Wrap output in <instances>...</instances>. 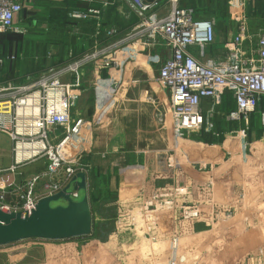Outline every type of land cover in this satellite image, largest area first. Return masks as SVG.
Here are the masks:
<instances>
[{"label":"crops","instance_id":"crops-1","mask_svg":"<svg viewBox=\"0 0 264 264\" xmlns=\"http://www.w3.org/2000/svg\"><path fill=\"white\" fill-rule=\"evenodd\" d=\"M21 3L22 10L14 23L22 31L0 35V82L22 83L27 74L37 78L50 68L64 72L68 65L78 63L77 70L64 73L62 79L71 84L75 99L71 119L88 133L85 151L78 160L86 175L92 229L90 235L64 240L24 239L31 242L21 251V263L17 262V251L9 248L13 243L0 245V264L53 260L56 264H161L172 248L177 251L178 264H264V175L248 185L252 195L250 217L262 225L261 230L246 236L241 229L231 227L241 216L233 168L222 163L204 171L192 163L208 156L227 159L229 152L237 151L230 132L243 123H232L227 118L235 107L231 92L224 91L221 103L213 109L208 98L202 99L196 121L203 123L200 136L184 138L177 154L180 164L169 167L166 158L171 154V143L165 127L170 122L172 93L156 81L167 47H143L128 41L118 52L119 67L110 69L102 65L100 58L86 56L125 37L136 23V15L125 20L114 6H109L98 28L95 20H78L69 15L73 9L85 8L86 0ZM110 27L118 28V32L104 38L103 28ZM55 29L58 50L56 58L52 55L51 59L47 51ZM236 29V19L225 20L222 33L215 30L214 43L206 47V58L223 57ZM81 37L87 43L77 44ZM192 51L197 53L195 48ZM259 106L264 109V96ZM220 108L225 113L211 126L210 117ZM4 122L9 124L6 118ZM0 137L5 143L0 182L23 184L30 174L44 170L43 159L7 170L12 162V143L5 133L1 132ZM248 139L255 142L250 162L258 163V142L264 140V124L256 112L250 114ZM207 174L212 176L211 185ZM175 186L188 189L178 197L177 207L164 214L149 235L139 232L129 222L128 212L156 191ZM183 207H193L196 214L186 215ZM227 212L232 222L218 226Z\"/></svg>","mask_w":264,"mask_h":264},{"label":"built area","instance_id":"built-area-1","mask_svg":"<svg viewBox=\"0 0 264 264\" xmlns=\"http://www.w3.org/2000/svg\"><path fill=\"white\" fill-rule=\"evenodd\" d=\"M251 1L241 0L236 33L228 52L221 58H206L205 53L206 47L214 43L215 21L197 18L195 9L181 4V0H86L85 8L69 13L73 19L97 21L98 28L109 6H114L125 20L134 15L138 18L125 37L86 56L100 58L104 67H119L118 52L128 41L143 47L160 44L167 47L168 54L158 68L156 81L172 93L170 122L165 127L171 143V154L166 158L169 167L180 164L177 154L181 141L199 118L202 99L208 98L213 109L221 103L224 91L231 92L235 107L227 118L232 123H243L241 128L230 132L237 151L229 152L227 159L208 156L192 163L204 171L222 163L233 168L241 216L231 227L241 229L246 236L261 230L262 225L250 217L248 204L252 202V195L248 185L252 179L264 175V140L257 146L261 160L253 163L250 159L255 142L248 139L250 114L264 96V28L250 29L246 10ZM21 10V0H0V35L22 31L14 23ZM103 32L104 38L112 37L118 28H103ZM2 62L0 53V67ZM77 68L78 63L74 62L64 72L50 68L37 78L27 76L23 83L0 82V133L7 134L12 143V162L6 169L14 171L19 165L36 159L45 161L44 170L30 174L23 184L0 182L1 210L29 214L41 197L60 191L75 173L84 171L78 158L85 151L88 133L82 132L80 125L71 119L70 109L75 99L71 84L61 78ZM260 117L264 124V110ZM207 179L211 185V174H207ZM187 192L185 186L156 191L143 203L135 205L128 219L147 236L164 214L177 207L178 197ZM182 209L188 216L196 214L193 207ZM230 214L225 213L226 217L217 222L218 226L225 227L232 222ZM178 262L177 251L172 248L161 264Z\"/></svg>","mask_w":264,"mask_h":264},{"label":"water","instance_id":"water-1","mask_svg":"<svg viewBox=\"0 0 264 264\" xmlns=\"http://www.w3.org/2000/svg\"><path fill=\"white\" fill-rule=\"evenodd\" d=\"M91 229L84 171L75 173L60 191L41 197L29 214L0 209V245L32 238L64 240L87 236Z\"/></svg>","mask_w":264,"mask_h":264},{"label":"rangeland","instance_id":"rangeland-1","mask_svg":"<svg viewBox=\"0 0 264 264\" xmlns=\"http://www.w3.org/2000/svg\"><path fill=\"white\" fill-rule=\"evenodd\" d=\"M185 1H189L192 4H194L196 17H200V18L203 17V19H213L215 21L214 33L215 30L217 29H220V33H222L224 21L235 20L242 10L241 0H184L183 2ZM246 13L251 31L256 30L258 28H264V0H252L247 7ZM72 32H74L73 29ZM52 33L54 38L50 41L49 49L47 51V53H49L47 54V56L51 55L50 56L51 59L53 57L52 55H54V57L56 58L57 50H58L56 29ZM79 43L83 45L87 43V39L81 37L80 40L77 41V44ZM27 76L35 78L34 74H27L24 76L23 82L26 80ZM15 84H19V83H15ZM263 110L264 109H262L260 106L259 107L256 106L254 107L252 113L256 112L260 115V112ZM224 113L225 112L221 108L218 109L217 112L213 113L212 116L210 117V125L214 126L215 120L219 122L220 121L219 118L220 117L222 118ZM202 124L203 123L201 122V120H198V123L190 127L185 139L189 140V139H193L196 135L200 136L199 131L202 129ZM4 149H5V143L4 141H2V137H0V159H2L3 161L5 158V154L3 151ZM248 205H249V209H251L252 202H250ZM30 242L31 241H27V240L18 241L9 246V248L13 247L17 251L15 255L17 257L18 263H21V259L24 255L21 251H23V249L26 246H29ZM77 251L80 254L84 255L80 248H78ZM36 263L56 264L54 260L49 262L39 261Z\"/></svg>","mask_w":264,"mask_h":264},{"label":"trees","instance_id":"trees-1","mask_svg":"<svg viewBox=\"0 0 264 264\" xmlns=\"http://www.w3.org/2000/svg\"><path fill=\"white\" fill-rule=\"evenodd\" d=\"M184 0H181V4H183V5H190V6H192L193 8H194V4H192L191 2H189V1H185V2H183ZM195 9V8H194ZM195 13H196V11H195ZM59 17V13L58 12H56V17ZM1 53V52H0Z\"/></svg>","mask_w":264,"mask_h":264},{"label":"bare ground","instance_id":"bare-ground-1","mask_svg":"<svg viewBox=\"0 0 264 264\" xmlns=\"http://www.w3.org/2000/svg\"><path fill=\"white\" fill-rule=\"evenodd\" d=\"M129 213V212H128ZM129 220V219H128ZM130 222V221H129ZM131 223V222H130Z\"/></svg>","mask_w":264,"mask_h":264}]
</instances>
